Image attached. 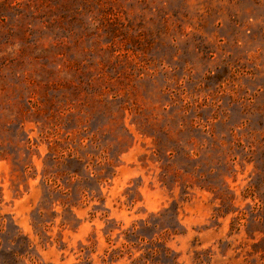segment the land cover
I'll return each instance as SVG.
<instances>
[{
  "label": "rangeland",
  "instance_id": "374dc122",
  "mask_svg": "<svg viewBox=\"0 0 264 264\" xmlns=\"http://www.w3.org/2000/svg\"><path fill=\"white\" fill-rule=\"evenodd\" d=\"M0 264H264V0H0Z\"/></svg>",
  "mask_w": 264,
  "mask_h": 264
},
{
  "label": "trees",
  "instance_id": "16d2710c",
  "mask_svg": "<svg viewBox=\"0 0 264 264\" xmlns=\"http://www.w3.org/2000/svg\"><path fill=\"white\" fill-rule=\"evenodd\" d=\"M11 256H13V262H17L19 260V255L17 253H13ZM138 260H142V258L140 257ZM145 263V261H144Z\"/></svg>",
  "mask_w": 264,
  "mask_h": 264
}]
</instances>
